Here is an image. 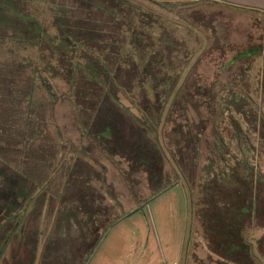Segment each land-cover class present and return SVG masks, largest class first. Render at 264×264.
<instances>
[{"label":"rangeland","instance_id":"374dc122","mask_svg":"<svg viewBox=\"0 0 264 264\" xmlns=\"http://www.w3.org/2000/svg\"><path fill=\"white\" fill-rule=\"evenodd\" d=\"M201 2L180 3L183 11L189 9V24L171 30L173 44L159 48L148 62L141 56L140 63L120 66L115 55H104L106 72H117L110 86L106 74L95 78L88 72L94 58L62 59L46 45L22 50L5 41L0 47V62L16 63L22 78L41 74L56 95L47 93L41 80L29 86L21 81L18 95L0 88V264H81L82 259L86 264H217L192 214L193 198L175 167L180 156L174 148L192 137L191 128H205L219 69L263 43L264 16ZM48 31L57 34L53 27ZM159 59L169 75L154 71ZM253 62L247 66L255 79L261 64ZM140 65L159 78L139 77ZM234 70L226 72V83L236 78ZM31 95L35 121H40L32 123L27 140L22 124L9 129V108ZM220 130L232 137L227 127ZM148 152L141 163L139 155ZM153 165L162 167V181L150 180L147 170ZM261 165L264 169V156ZM20 184L33 194L15 199L9 211ZM10 214L22 216L17 233L16 219L6 221ZM263 235L264 228L254 238Z\"/></svg>","mask_w":264,"mask_h":264},{"label":"trees","instance_id":"16d2710c","mask_svg":"<svg viewBox=\"0 0 264 264\" xmlns=\"http://www.w3.org/2000/svg\"><path fill=\"white\" fill-rule=\"evenodd\" d=\"M201 1H211L212 5H233L264 16V0H0V47L5 45V41L22 50L46 45L55 47L63 54L62 59H65L64 55L72 59L85 58L90 62L94 58L96 63L88 67V72L95 78L106 74L110 77L106 86H110L117 72L116 69L106 72L102 60L104 55H115L120 66L130 67L139 62L141 56H146L145 62H148L156 52L159 53V48L173 44L175 38L171 30L179 32L189 24V9L183 11L180 3ZM48 26L55 28L57 34L50 35ZM262 28L264 30V26ZM249 61L261 64L255 79L250 66H247ZM161 63L159 59L157 64L160 67H153L154 71L160 70L162 76L169 75L170 68L164 69ZM15 65L0 62V88L4 86L7 93L18 95L22 90L21 81L29 86L34 85L31 80H41L46 92L56 97L51 84L41 79V74L31 79L22 78V68L16 69ZM231 68L235 69L233 75L236 78L226 83L225 74ZM150 72L147 66H139V77L153 74ZM10 73L12 79L9 78ZM152 76L159 78L155 74ZM220 88L223 91H219ZM31 100L32 95L25 103L20 99L19 105L9 108V129L22 127L21 130L27 132V140L32 132V123L40 121H35ZM174 101L178 102L175 98ZM208 101L205 128L197 132L191 128L188 131L192 137L183 139L185 144L174 148L180 156L174 159L175 167L190 187L192 214L200 226L208 255L217 264H260L257 257L264 258V235L256 240L254 233L264 228V169L261 165L264 156V41L240 52L219 69ZM168 115L171 123L175 109ZM225 121H228V126H225ZM226 127L231 130L230 138L224 135L225 130H220ZM107 129L112 134V126H107ZM186 135L188 137L187 132ZM38 136L40 134L35 137ZM130 150L133 155V148ZM148 155L149 152L139 155L141 163H146ZM203 157L206 158L204 164ZM150 168L147 171L151 181L156 183L164 179L165 173L160 165ZM22 187L20 184L13 190L15 196L7 205L9 211L15 208V199L31 198L33 189L24 193ZM17 214L6 217V221L16 219V233L23 220ZM3 226L0 222V230ZM94 236L92 234V239ZM86 263L87 260L82 259L81 264Z\"/></svg>","mask_w":264,"mask_h":264},{"label":"built area","instance_id":"2783aa9c","mask_svg":"<svg viewBox=\"0 0 264 264\" xmlns=\"http://www.w3.org/2000/svg\"><path fill=\"white\" fill-rule=\"evenodd\" d=\"M163 264H169V263H167V262H164ZM173 264H177V263H173Z\"/></svg>","mask_w":264,"mask_h":264},{"label":"crops","instance_id":"0c3cea01","mask_svg":"<svg viewBox=\"0 0 264 264\" xmlns=\"http://www.w3.org/2000/svg\"><path fill=\"white\" fill-rule=\"evenodd\" d=\"M174 263H177V262H174ZM177 264H179V263H177Z\"/></svg>","mask_w":264,"mask_h":264}]
</instances>
